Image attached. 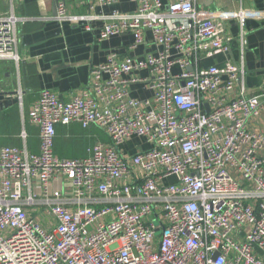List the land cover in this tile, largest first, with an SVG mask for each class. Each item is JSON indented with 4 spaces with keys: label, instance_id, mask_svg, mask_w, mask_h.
Masks as SVG:
<instances>
[{
    "label": "built area",
    "instance_id": "2783aa9c",
    "mask_svg": "<svg viewBox=\"0 0 264 264\" xmlns=\"http://www.w3.org/2000/svg\"><path fill=\"white\" fill-rule=\"evenodd\" d=\"M53 1L47 19L88 30L103 21L101 40L132 34L131 48L150 32L158 49L110 54L70 98L41 90L28 113L40 151L0 148V264H264V84L247 86L249 14L235 13V60L227 18L203 16L197 0H130L135 10L103 15ZM27 20L0 15V59L20 60L17 29ZM219 54L224 66L201 65ZM138 83L153 95L133 96ZM72 123L110 141L60 157L57 126ZM134 137L148 147L127 152Z\"/></svg>",
    "mask_w": 264,
    "mask_h": 264
},
{
    "label": "crops",
    "instance_id": "0c3cea01",
    "mask_svg": "<svg viewBox=\"0 0 264 264\" xmlns=\"http://www.w3.org/2000/svg\"><path fill=\"white\" fill-rule=\"evenodd\" d=\"M168 1L163 0L165 4ZM136 6L130 0H119L112 5H100L96 0H74L70 12L103 15L114 10L133 11ZM197 7L203 16L220 14L227 18L228 33L233 37L231 54L235 60L240 58V27L235 13L244 9L249 14L245 49L247 86L250 92L258 90L264 84V0H197ZM12 12L29 20L18 24L20 60L0 59V148L16 146L34 153L40 151L39 128L29 120L28 113L41 90L50 89L63 98H70L89 85L92 66L107 61L110 54L142 56L158 49L150 32L144 44L131 48L132 34L101 40L103 21L93 22L92 29L88 30L84 23L47 19L56 14L53 0H0V15ZM225 61L226 56L219 54L203 59L201 65L221 67ZM139 75L145 77L149 72L140 71ZM132 94L142 99L153 95L152 90L141 83L132 86ZM103 132L97 126L83 128L77 123L59 124L55 152L65 158L84 157L95 142L110 141ZM77 136L90 139V143L78 149ZM136 139L139 142L130 153L135 152L137 146L148 147L142 138Z\"/></svg>",
    "mask_w": 264,
    "mask_h": 264
},
{
    "label": "rangeland",
    "instance_id": "374dc122",
    "mask_svg": "<svg viewBox=\"0 0 264 264\" xmlns=\"http://www.w3.org/2000/svg\"><path fill=\"white\" fill-rule=\"evenodd\" d=\"M104 137H108L106 132H103ZM138 137H134L127 145L124 144L122 147L126 149L127 152H131L134 148V146L137 144V142H139L138 139H136ZM90 143V139L88 138H84V137H78L77 136V148L78 149H82L83 147H85L87 144ZM174 181L173 178H169L166 180V182H172Z\"/></svg>",
    "mask_w": 264,
    "mask_h": 264
}]
</instances>
